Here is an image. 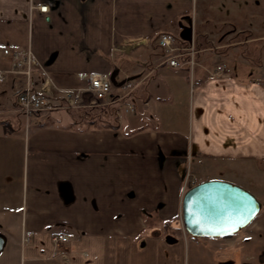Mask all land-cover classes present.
<instances>
[{
  "label": "crops",
  "instance_id": "0c3cea01",
  "mask_svg": "<svg viewBox=\"0 0 264 264\" xmlns=\"http://www.w3.org/2000/svg\"><path fill=\"white\" fill-rule=\"evenodd\" d=\"M196 1L0 0V264H264V58L245 55L253 38L229 41L236 31L207 18L209 2L190 17ZM44 3L47 12L36 7ZM160 32L194 43L189 93V68L163 62ZM24 48L38 61L30 85L56 98L107 73L110 103L129 106L125 120L90 122L86 105L79 119L21 113L27 78L7 70ZM183 104L184 130L175 121ZM220 168L261 208L234 233L191 236L183 193ZM57 232L68 239L54 244Z\"/></svg>",
  "mask_w": 264,
  "mask_h": 264
},
{
  "label": "built area",
  "instance_id": "2783aa9c",
  "mask_svg": "<svg viewBox=\"0 0 264 264\" xmlns=\"http://www.w3.org/2000/svg\"><path fill=\"white\" fill-rule=\"evenodd\" d=\"M39 11L47 12L49 3L36 5ZM157 45L163 51V62L169 67L182 68L188 66L190 71V81L192 82L195 48L193 41L187 44L180 43L176 36L169 32H160L156 37ZM38 65L37 58L30 48L17 49L13 51L10 58V67L7 70L10 73L24 75L27 78L26 84L16 95V106L21 113L30 116L46 109H57L63 107H72L77 105L96 106L111 102V80L107 73H94L88 77L86 86L76 89H64L60 98L53 97L49 91L44 88L35 89L30 85L29 78L34 67ZM3 72L0 71V78ZM122 89H131L132 83L124 80L121 84ZM85 94V95H84ZM86 96V98H85ZM23 240L30 236L29 231L23 233ZM66 233L57 232L51 236L54 244L66 241Z\"/></svg>",
  "mask_w": 264,
  "mask_h": 264
},
{
  "label": "water",
  "instance_id": "95a60500",
  "mask_svg": "<svg viewBox=\"0 0 264 264\" xmlns=\"http://www.w3.org/2000/svg\"><path fill=\"white\" fill-rule=\"evenodd\" d=\"M260 208V200L246 188L227 180L208 179L183 193L181 219L191 236H223L246 226ZM165 239L175 241L171 235ZM4 246L5 236L0 233V253Z\"/></svg>",
  "mask_w": 264,
  "mask_h": 264
},
{
  "label": "rangeland",
  "instance_id": "374dc122",
  "mask_svg": "<svg viewBox=\"0 0 264 264\" xmlns=\"http://www.w3.org/2000/svg\"><path fill=\"white\" fill-rule=\"evenodd\" d=\"M227 1L229 0H197L194 3V9L192 10V13L189 12V16L190 17H192V15L194 16L195 14L193 13V11H195V9H198L199 11V8H201L205 3L209 2L208 4L205 5L206 7L211 8V10L209 11L210 13L208 14L207 18L213 16L214 17L213 20H214L215 18L218 19L221 17V19H218V20H223V22L227 23L230 27H232L231 29L232 31L237 32L238 29H240V31H238L237 33L235 32L234 34L230 36L229 41L230 42L239 41V40H243L246 37L253 38V42L250 41V43H252L250 48L243 50L245 52V55L249 57L253 56L256 59L264 58V0H257V2L255 1L252 2V0H232L234 4L233 5L230 4V5L233 8L238 10V11L237 10L233 11V14H231L230 12L231 11L230 8L232 7H230V5L227 4ZM212 25H216V23L213 22ZM248 25L250 26L254 25V26L248 29L247 28ZM194 26H195V22L192 21L189 27H186V29H183V32H186L185 34H188L190 36V34L192 33V29H194ZM198 26L199 25H196V27ZM198 29L199 28H197L196 31H198ZM133 85L134 84L132 83V86ZM192 85H193V82L186 81V87H187L188 93H189L190 87L192 88ZM186 103H187V100H186ZM120 105L121 104L119 102H116V105L114 106L116 107L115 115L118 118L119 117L118 112H120L122 119L125 120V115L129 113L127 112V110L129 109V106H126V104H123L120 107ZM102 107L103 105H96V106L89 107V108H95L92 111L91 110L89 111L90 112L89 115H91V117H93L95 120H100V121L105 120V121L114 123L115 121L113 120V115H110L106 111V109H103ZM119 107H120V110H119ZM81 108H84V107H81ZM81 108L80 107L79 108L63 107V108H57V109H46V110H42L34 114L38 115L36 116L37 117L36 119L39 121L42 119L43 121H48L49 119H51L49 115H51L50 113H52L53 111H63L65 113L67 112L69 115H72V117H74L75 119H79L78 117L79 116L82 117L83 116L82 113H84V110H81ZM175 113H176L175 121L177 123V126H179V128L183 130L186 129L187 115H188L187 107L186 106L184 107V104H183V106L180 109H178ZM82 122H85V120H83ZM17 132L20 135L17 137H21V139H23V126H21V128H17ZM188 167H190V162H189ZM229 174H230V171L228 173L227 171H224V169L220 168L219 170L205 171L204 176H206V178H209L212 175H215V176L219 175L220 177H211V178L225 179V180L227 179L229 181L233 180L231 177L228 176ZM240 186L246 189L248 188L244 185H240ZM4 253L5 251L0 253V259L3 257Z\"/></svg>",
  "mask_w": 264,
  "mask_h": 264
},
{
  "label": "trees",
  "instance_id": "16d2710c",
  "mask_svg": "<svg viewBox=\"0 0 264 264\" xmlns=\"http://www.w3.org/2000/svg\"><path fill=\"white\" fill-rule=\"evenodd\" d=\"M115 105L114 104H111V103H109V104H105V105H103V109H106V111L110 114V115H113V120L114 121H117V116L115 115V110H116V107H114ZM93 109H95V108H89V109H86V111L88 112V111H92ZM93 121H97V120H95L94 118L93 119H90V122H93ZM102 121V120H101ZM104 122H108V121H105V120H103ZM187 187H190V185H187Z\"/></svg>",
  "mask_w": 264,
  "mask_h": 264
}]
</instances>
